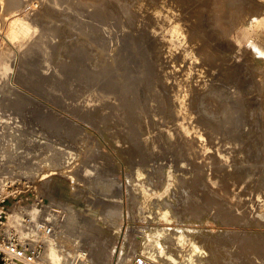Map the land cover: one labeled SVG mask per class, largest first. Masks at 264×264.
<instances>
[{"label":"rangeland","instance_id":"obj_1","mask_svg":"<svg viewBox=\"0 0 264 264\" xmlns=\"http://www.w3.org/2000/svg\"><path fill=\"white\" fill-rule=\"evenodd\" d=\"M115 1L0 0V193L26 182L7 226L39 264H264V0Z\"/></svg>","mask_w":264,"mask_h":264},{"label":"bare ground","instance_id":"obj_2","mask_svg":"<svg viewBox=\"0 0 264 264\" xmlns=\"http://www.w3.org/2000/svg\"><path fill=\"white\" fill-rule=\"evenodd\" d=\"M93 1H94V0H93ZM103 1H104V0H103ZM109 1H111V0H109ZM113 1H115V0H113ZM117 1L120 2L119 0H117ZM149 1H150V0H149ZM160 1H161V0H160ZM10 2H11V1H10ZM12 2H13V3H12ZM12 2H11V4L13 5V4H14V1H12ZM107 2H108V1H107ZM152 2H153V1H152ZM84 3L86 4V1H85ZM112 3H113V2H112ZM115 3H116V1H115ZM115 3H114V4H115ZM121 3H125V4H127L126 6H128V3H126V2H122V1H121L120 3H117V5L120 6ZM159 3H160V2H159ZM88 4H89V3H88ZM125 4H121V6H123V5L125 6ZM131 4H132V3H131ZM82 5H84V4H82ZM112 5H113V4H112ZM133 5H134V4H133ZM133 5H132L131 7H133ZM13 6H14V5H13ZM91 6H92V5H91ZM113 6H114V5H113ZM115 6H116V5H115ZM121 6H120V7H121ZM165 6H166V5H165ZM81 7H82V6H81ZM83 7H84V6H83ZM97 7H98V6H97ZM120 7H119V8H120ZM134 7H135V5H134ZM101 8H102V7H101ZM121 8H123V7H121ZM124 8H125V10H126V7H124ZM129 8H130V7H129ZM261 8H264V7L261 6ZM80 9H81V8H80ZM99 9H100V8H99ZM112 9H113V8H112ZM112 9H111V10H112ZM116 9H118V8H116ZM111 10H110V11H111ZM127 10H128V8H127ZM130 10H132V8L129 9L127 12L129 13ZM222 10H223V9H222ZM255 10H256V9H255ZM258 10H260L259 7H258ZM258 10H257V11H258ZM261 10H262V9H261ZM261 10H260V11H261ZM47 11H48V10H47ZM119 11H120V9H119ZM119 11H118V12H119ZM132 11H133V10H132ZM260 11H259V12H260ZM50 12H51V11H50ZM120 12H121V11H120ZM255 12H256V11H255ZM261 12L264 13V10H262ZM261 12H260V13H261ZM99 13H100V12H99ZM102 13H103V12H102ZM121 13H122V12H121ZM124 13H126V12H124ZM100 14H101V13H100ZM122 14H123V13H122ZM221 14H222V13H221ZM256 14H258V12H256ZM124 15H127V16H125V18H127L128 15L131 16L132 13H131V14H130V13H129V14L126 13V14H124ZM258 15H259V14H258ZM122 16H123V15H122ZM143 17H144V16H143ZM222 17H223V16H222ZM128 18H129V17H128ZM151 19H152V18H151ZM129 21L132 23V25H134L135 23H137V18L133 16V18H132V19H129ZM149 21H150V17H149ZM149 21H148V22H149ZM151 21H152V20H151ZM220 21H221V20H220ZM139 22H140V21H139ZM141 22H142V21H141ZM145 23H146V22H145ZM143 24H144V22H143ZM149 24H150V23H149ZM187 24H188V22H187ZM135 25H138V24H135ZM135 25H134V26H135ZM143 26H144V25H143ZM147 28H148V27H147ZM148 29H149V28H148ZM47 34H48V33H47ZM132 39H133V38H132ZM207 39H208V38H207ZM46 40H47V39H46ZM48 40H49V38H48ZM198 40H199V38H197V40L194 41V42H195V45H193V46H196V45L201 44V42L198 41ZM200 40H201V39H200ZM37 41H38V40H37ZM39 41H40V40H39ZM209 41H210V40H209ZM66 42H67V41H66ZM163 42H164V41H163ZM49 43H50V42H49ZM134 44H135V43H134ZM157 44H160V43H157ZM164 44H165V43H164ZM35 45H36V44H35ZM202 45H203V44H202ZM138 46H139V45H138ZM208 46H209V45H208ZM38 47H39V46H38ZM196 47H197V46H196ZM201 47H202V46H201ZM65 48H66V47H65ZM70 48H71V47H70ZM72 48H73V47H72ZM167 48H168V50L170 49L169 47H167ZM55 49H56V48H54V50H55ZM86 49H87V48H86ZM86 49L84 48V50H86ZM34 50H35V49H34ZM36 50H37V49H36ZM38 50H39V49H38ZM61 50H62V49H61ZM69 50H70V49H69ZM76 50H77V49H76ZM76 50H75V51H76ZM87 50H88V49H87ZM150 50H151V49H150ZM157 50H158V49H157ZM183 50H184V49H183ZM192 50H193V49H192ZM28 51H29V50H28ZM58 51L60 52V50H58ZM73 51H74V50H73ZM75 51H74L73 53H75ZM154 51H155V50H154ZM193 51H194V50H193ZM193 51H192V52H193ZM205 51H206V48H205ZM40 52H41V51H40ZM53 52H54V51H53ZM82 52H83V51H82ZM87 52H88V51H87ZM87 52H86V53H87ZM152 52H153V51H152ZM209 52H210V51H209ZM209 52H207V53H209ZM55 53H56V52H55ZM62 53H63V52H62ZM62 53H61V55H62ZM67 53H69V52L67 51ZM86 53H85V54H86ZM93 53H94V52H93ZM138 53H139V52H138ZM193 53H194V52H193ZM30 54H31V53H30ZM39 54H40V53H39ZM52 54H53V53H52ZM52 54H51V55H52ZM56 54H57V53H56ZM59 54H60V53H59ZM65 54H66V53H65ZM75 54H76V53H75ZM136 54H137V53H136ZM145 54H146V53H145ZM170 54H171V53H170ZM190 54H191V52H190ZM190 54H189V55H190ZM194 54H195V53H194ZM63 55H64V54H63ZM63 55H62L61 57H63ZM70 55H71V54H70ZM76 55H77V54H76ZM87 55H89V54H87ZM92 55H93V54H92ZM156 55H157V54H156ZM211 55H212V54H211ZM52 56H53V55H52ZM58 56H60V55H58ZM74 56H75V55H74ZM89 56H91V55H89ZM138 56H139V54H138ZM138 56H137V57H138ZM208 56H210V55H207V57H208ZM27 57H28V56H27ZM65 57H66V56H64V58H65ZM76 57H78V56H76ZM85 57H86V56H85ZM85 57L83 58L82 61L87 62L86 59H85ZM180 57H181V56H180ZM200 57H202V55H201ZM210 57H211V56H210ZM29 58H30V57H29ZM68 58H70V57L68 56V57L66 58V61H67ZM141 58H143V57H141ZM151 58H153V56H152ZM173 58H174V57H173ZM178 58H179V57H178ZM202 58H203V57H202ZM42 59H43V58H42ZM57 59H58V58H57ZM57 59H56V60H57ZM74 59H75V58H74ZM84 59H85V60H84ZM90 59H91V58H90ZM98 59H99V58H98ZM102 59H103V58H102ZM176 59H177V58H176ZM203 59H204V58H203ZM68 60H69V59H68ZM75 60H76V59H75ZM80 60H81V59H80ZM91 60H92V59H91ZM99 60H101V59H99ZM121 60H122V59H121ZM157 60H158V59H157ZM166 60H167V59H166ZM179 60H180V59H179ZM198 60H199V59H198ZM57 61H59V60H57ZM60 61H61V60H60ZM63 61H65V60H63ZM70 61H72V60H70ZM70 61H69V62H70ZM96 61H98V60H96ZM101 61H102V60H101ZM118 61H119V60H118ZM158 61H159V60H158ZM168 61H169V60H168ZM170 61H171V59H170ZM200 61H202V59H201ZM69 62H67V63H69ZM75 62H77V61H75ZM59 63H60V62H59ZM61 63H62V61H61ZM78 63H79V62H78ZM80 63H81V62H80ZM87 63H88V62H87ZM96 63H97V62H96ZM114 63H115V62H114ZM64 64H65V63H64ZM69 64H70V63H69ZM73 64H74V63H73ZM88 64H90V63H88ZM104 64L106 65V63H104ZM107 64H108V63H107ZM112 64H113V63H112ZM121 64H122V63H121ZM124 64H126V63L124 62ZM134 64H135V63H134ZM142 64H143V63H142ZM144 64H145V63H144ZM202 64H203V63H202ZM58 65H59V64H58ZM61 65H63V64H61ZM67 65H68V64H67ZM71 65H72V64H71ZM77 65H78V64H77ZM80 65H81V64H80ZM80 65H79V66H80ZM92 65H93V63H92ZM97 65H98V64H97ZM126 65H127V64H126ZM185 65H186V64H185ZM55 66H56V65H55ZM65 66H66V64H65ZM79 66H78V67H79ZM88 66H89V65H88ZM101 66H102V65H100V67H101ZM108 66H109V65H108ZM111 66H115V65H111ZM116 66H117V64H116ZM134 66H135V65H134ZM145 66H146V65H145ZM183 66H184V65H183ZM187 66H188V65H187ZM209 66H210V65H209ZM66 67H67V66H66ZM69 67H71V66H69ZM76 67H77V66H76ZM78 67H77V69H78ZM83 67H85V66H83ZM100 67H98V68H99V71H104V70H103V69H104L103 67H105V66L102 67L103 69L101 68L102 70H100ZM122 67H123V66H122ZM156 67H157V66H156ZM198 67H199V66H198ZM74 68H75V67H74ZM81 68H82V67H81ZM87 68H88V67H87ZM89 68H91V67H89ZM98 68H97V69H98ZM105 68H106V67H105ZM117 68H118V67H117ZM124 68H125V67H124ZM144 68H145V67H144ZM186 68H187V67H186ZM30 69H33V68L31 67ZM61 69H63V67H62ZM64 69H65V68H64ZM93 69H94V67H93ZM107 69H110V68L108 67ZM198 69H199V68H198ZM200 69H201V68H200ZM67 70L69 71V69H67ZM73 70H74V69H73ZM80 70H82V69H80ZM129 70H131V69H129ZM185 70H187V69H185ZM65 71H66V70H65ZM86 71L89 72L90 70L88 71V70L86 69ZM91 71H92V69H91ZM95 71H96V67H95ZM95 71H94V72H95ZM99 71H98V75H99V73H100ZM109 71H110V70H109ZM117 71L119 72V69H118ZM121 71H122V69H121ZM124 71H125V70H124ZM127 71H128V68H127ZM156 71H157V70H155L154 72H156ZM28 72H30V71H28ZM75 72H77V71H75ZM83 72H85V71H83ZM105 72H106V70H105ZM111 72H112V71H110V73H111ZM132 72H133V70H132ZM147 72H148V71H147ZM159 72H160V71H159ZM164 72H165V71H164ZM164 72H163V73H164ZM190 72H191V71H190ZM69 73H70V72H69ZM71 73H72V72H71ZM95 73H96V72H95ZM103 73H104V72H103ZM107 73H108V72H107ZM135 73H136V72H135ZM139 73H141V72H139ZM151 73H152V72H151ZM161 73H162V72H161ZM167 73H168V72H167ZM86 74H87V73H86ZM91 74H94V73H90V75H91ZM101 74H102V72L100 73V75H101ZM105 74H106V73H105ZM121 74H122V73H121ZM148 74H150V73H148ZM157 74H158V71H157ZM157 74H156V75H157ZM69 75H70V74H69ZM75 75H76V74H75ZM78 75H81V74H79V72H78ZM95 75H96V74H95ZM98 75H96V77H99V76H100V75H99V76H98ZM102 75H104V74H102ZM102 75H101V76H102ZM108 75H109V73H108ZM118 75H119V74H118ZM138 75H139V74H138ZM141 75H142V74H140V76H141ZM146 75H147V74H146ZM167 75H168V74H167ZM70 76H71V75H70ZM73 76H74V75H73ZM84 76H85V75H84ZM84 76H82V77H84ZM131 76H132V74H131ZM144 76H145V72H144L143 77H144ZM179 76H180V75H179ZM182 76L185 77V75H182ZM80 77H81V76H80ZM82 77H81V78H82ZM88 77H89V76H88ZM88 77H87V79H88ZM106 77H107V76H106ZM108 77H110V75H109ZM121 77H122V75H121ZM121 77L119 76V78H121ZM123 77H124V75H123ZM123 77H122V78H123ZM143 77H142V79H144ZM147 77H148V76H147ZM147 77H146V78H147ZM157 77H158V76H157ZM174 77H175V76H174ZM196 77H197V76H196ZM81 78H80V79H81ZM91 78H92V77H91ZM99 78H100V77H99ZM99 78H98V79H99ZM134 78H135V75H134ZM137 78H139V77H137ZM93 79H94V78H93ZM177 79H178V78H177ZM196 79H197V78H196ZM95 80H97V79H95ZM100 80H102V78H101ZM103 80H104V79H103ZM124 80H126V79H124ZM124 80H123V82H124ZM186 80H187V79H186ZM81 81H82V79H81ZM93 81H94V80H93ZM105 81H106V79H105ZM105 81H103L102 84H103ZM118 81H121V79H119ZM118 81H117V82H118ZM158 81H159V82H158ZM89 82H91V81H89ZM94 82H95V81H94ZM123 82H122V83H123ZM126 82H127V81H126ZM126 82H125L124 84H126ZM132 82H133V81H132ZM132 82H131V83H132ZM136 82H139V80L136 81ZM157 82L160 83V80H157ZM174 82H176V80H175ZM196 82H197V81H196ZM91 83H92V82H91ZM97 83H98V81H97ZM97 83H95V84H97ZM176 83H178V84H176ZM176 83H175V85H174V84H173V85H174V88H175L178 92H179V91L181 92L182 89H184L185 87H187V86H186V85H187V84H186V81H185V83H184V79H183L182 77H179V79L177 80ZM187 83H188V81H187ZM190 83H192V81H190ZM93 84H94V83H93ZM100 84H101V82H100ZM100 84H98V85H100ZM134 84H135V83H133V85H134ZM147 84H148V83H147ZM188 84H189V83H188ZM29 85H31V84L29 83L28 86H29ZM103 85H104V84H103ZM151 85H152V84H151ZM173 85H172V86H173ZM189 85H190V84H189ZM191 85H192V84H191ZM31 86H32V85H31ZM91 86H92V85H91ZM96 86H97V85H96ZM108 86H109V85H108ZM122 86H123V85H122ZM122 86L120 85V87H122ZM143 86H144V84H143ZM156 86H157V85H156ZM156 86H155V87H156ZM192 86H193V85H192ZM197 86H198V85H197ZM89 87H90V86H89ZM97 87H98V86H97ZM123 87H126V86H123ZM131 87H132V85H131ZM141 87H142V86H141ZM193 87H194V86H193ZM193 87H190V88L192 89ZM202 87H203V86H202ZM102 88L105 89V86L102 87ZM107 88H108V87H107ZM174 88H172V89L175 90ZM188 88H189V87H187V89H188ZM198 88L201 89L200 87H196V86H195V87L192 89L193 92H194L195 89H196V92H197V89H198ZM31 89H32V87H31ZM97 89H98V88H97ZM116 89H117V87H116ZM163 89H164V87H163ZM168 89H169V88H168ZM191 89H190V90H191ZM199 89H198V90H199ZM36 90H37V89H36ZM105 90H106V92H107V89H105ZM111 90H112V89H111ZM126 90H127V89H126ZM131 90H132V88H131ZM133 90H134V92H135L136 89L133 88ZM170 90H171V89H170ZM173 90H172V92H173ZM188 90H189V89H188ZM188 90H187V92H188ZM190 90H189V92H190ZM37 91H38V90H37ZM136 91H137V90H136ZM103 92H104V90H103ZM178 92H176V93H178ZM187 92H186V93H187ZM100 93H101V92H100ZM182 93H183V90H182ZM182 93H178V94L181 95ZM184 93H185V92H184ZM191 93H192V92H191ZM212 93H214V92H212ZM216 93H217V92H216ZM112 94H113V93H112ZM163 94H164V93H163ZM195 94H197V93H195ZM195 94H193V96H194ZM86 95H87V94H86ZM126 95H127V94H126ZM142 95H143V94H142ZM169 95H170V94H169ZM175 95H176V94H175ZM187 95H188V93H187ZM191 95H192V94H191ZM128 96H129V95H128ZM171 96H172V95H171ZM173 96H174V95H173ZM184 96H185V95H184ZM195 96H196V95H195ZM197 96H198V95H197ZM218 96H219V95H218ZM218 96L215 95L214 97H215V98L217 97V99H219ZM66 97H67V96H66ZM137 97H138V94H137ZM190 97H191V96H190ZM190 97H189L188 100H187V99H184V98H183V99H182V98H179V99H182L180 102H178V100H177V101L175 100L176 102H178V104H176V102H175V104H174V105H176L177 107H175L173 104H172L173 107H172V106H171V107H172L173 109H174V108H177V110H178V108H179V111H181L180 113H184V114L188 113L189 111H191L190 108L193 107L192 105H194V102L197 100V99H196V100H193L195 97H194L193 99L190 98ZM212 97H213V96H212ZM81 98H82V97H81ZM86 98H87V97H86ZM86 98H85V99H86ZM170 98H171V97H170ZM75 99H77V98H75ZM83 99H84V97H83ZM83 99H82V101H83ZM85 99H84V100H85ZM86 100H87V99H86ZM86 100H85V101H86ZM171 100H172V98H171ZM173 100H174V99H173ZM79 101H80V100H79ZM87 101H88V100H87ZM170 102L173 103L172 101H170ZM217 102H219V101H217ZM237 102H238V101H237ZM237 102H233L234 105H235ZM89 104H90V103H89ZM106 104H107V102H106ZM195 104H196V103H195ZM199 104H200V103H199ZM229 104H230V102H229ZM231 104H232V102H231ZM76 105H77V104H76ZM236 105H237V104H236ZM236 105L233 106L234 109L236 108ZM239 105H240V104H239ZM77 106H78V105H77ZM85 106H86V105H85ZM85 106H84V109H85ZM125 106H126V105H125ZM219 106H220V105H219ZM226 106H227V105H226ZM81 107H83V106H81ZM165 107H167V106H165ZM169 107H170V106H169ZM198 107H199V106H198ZM224 107H225V104H224ZM227 107H228V106H227ZM231 107H232V105H231ZM231 107H230V108H231ZM233 107H232V108H233ZM240 107H242V106H239V108H240ZM115 109H116V108H115ZM197 109H198V108H197ZM223 109H224V108H223ZM227 109H228V108H227ZM76 110H77V109H76ZM78 110H80V109H78ZM81 110H83V109H81ZM117 110H118V109H117ZM167 110H168V109H167ZM174 110H175V109H174ZM225 110H226V109H225ZM228 110H229V109H228ZM241 110L243 111V109H241ZM241 110H240V111H241ZM128 111H129V110H128ZM172 111H173V110H172ZM245 111H247V110H244V112H245ZM166 112H167V111H166ZM247 112H248V111H247ZM236 113H237V112H236ZM129 114H130V113H129ZM174 114H175V113H174ZM178 114H179V113H178ZM190 114H192V113H190ZM194 114H195V113H194ZM224 114H225V113H224ZM224 114H222V115H224ZM228 114H229V113H228ZM228 114H227V115H228ZM171 115H172V114H171ZM180 115H181V114H180ZM188 115H189V113H188ZM231 115H232V114H231ZM231 115H230V116H231ZM182 116H184V115H182ZM225 116H226V114H225ZM233 116H235V115L233 114ZM251 116H253V115H251ZM164 117H166V116H164ZM178 117L180 118L181 116L178 115ZM226 117H227V119L230 118V117H228V116H226ZM235 117H236V116H235ZM235 117H234V118H235ZM244 117H245V116H244ZM248 117H249V115H248ZM143 118H144V117H143ZM188 118H189V117H188ZM223 118H224V120H225V117H222V120H223ZM177 119H178V118H177ZM216 119H218V118H216ZM227 119H226V120H227ZM247 119H248V118H247ZM170 120H171V119H170ZM180 120H181V118H180ZM180 120H179V121H180ZM182 120H183V119H182ZM186 120H187V117H186ZM165 121H166V120H165ZM228 121H231V120H228ZM176 122H178V120H177ZM217 122H218V121H217ZM217 122H216V125H217ZM220 122H221V120L219 121V123H220ZM223 122H224V121H223ZM226 122H227V121H226ZM247 122H248V121H247ZM214 123H215V122H214ZM194 124H195V123H194ZM221 124H223V123H221ZM247 124H248V123H247ZM175 125H176V124H175ZM185 125H186V124H185ZM210 125H211V124H210ZM219 125H220V124H219ZM233 125H234V124H233ZM176 126H177V125H176ZM176 126H175V127H176ZM186 126H187V125H186ZM191 126H192V125L187 126V127H189V128H188L189 130H190V127H191ZM214 126H215V125H213V127H214ZM217 126H218V125H217ZM217 126H216V127H217ZM222 126H223V125H222ZM248 126H249V125H248ZM179 127H181V126H179ZM194 127H195V126H194ZM216 127H215V128H216ZM219 127H220V126H219ZM224 127H225V124H224ZM230 127H231V126H230ZM176 128H178V127H176ZM247 128H248V127H247ZM179 129H180V128H179ZM191 129H192V127H191ZM219 129H220V128H219ZM241 129H242V128H241ZM180 130H181V129H180ZM182 130H183V129H182ZM193 130H194V129H193ZM195 130H196V129H195ZM246 130H247V129H246ZM177 131H178V129H177ZM190 131H191V130H190ZM130 132H131V131H130ZM180 133H181V132H180ZM199 133H200V132H199ZM178 135H180V134H178ZM194 135H195V133H194ZM194 135H193V136H194ZM196 135H197V132H196ZM184 136H186V135H184ZM184 136H183V137H184ZM189 136H190V135H189ZM191 136H192V135H191ZM186 137L188 138V136H186ZM186 137L183 138V139H186ZM243 137H246V136H243ZM190 138H191V137H190ZM193 140H194V139H193V137H192V141H193ZM244 140H245V139H244ZM192 141H190V142H191L190 144L194 146L197 142L194 143V142H192ZM195 141H196V140H195ZM192 143H194V144H192ZM190 144H189V142L186 143V148H184V150H188L189 146H191ZM197 144H198V143H197ZM252 145H253V144H252ZM195 146H196V145H195ZM200 146H201V144H200ZM204 146H205V144H204ZM173 147H174V144H173ZM254 147H255V146H254ZM171 148H172V146H171ZM198 148H199V146H198ZM198 148H195V149H198ZM204 149H205V148H204ZM180 150H181V149H180ZM198 150H200V149H198ZM182 151H183V150H182ZM201 151H202V150H201ZM253 151H256V149L253 148V150L250 149V151H249V149L246 150V154H247V156H249L251 159H252V158H254V159H258L259 157H257V156H253V153H252ZM203 152H204V151H203ZM257 152H258V151H257ZM178 153H179V152H178ZM190 153H191V152H190ZM185 154H186V156L188 155V157H189L188 152H186ZM192 154H193V153H191L190 155L193 157L194 155H192ZM179 155H180V154H179ZM191 156H190V157H191ZM249 157H248V158H249ZM184 158H185V157H184ZM250 158H249V159H250ZM144 159H145V158H144ZM251 159H250V160H251ZM191 160H192V159H191ZM262 160H264V159H261L259 162H261ZM252 161H253V160H252ZM252 161H251L252 166H254ZM254 162H257V161L254 160ZM259 162H258V163H259ZM243 163H244V162H243ZM258 163H257V164H258ZM262 163H264V162H262ZM257 166H258V165H257ZM243 167H244V166H243ZM255 167H256V166H255ZM261 167H264V166H261ZM240 168H241V167H240ZM252 168H253V167H252ZM256 168H257V167H256ZM260 169H261V168H260ZM257 170H258V169H257ZM238 171H239V170H238ZM250 172H251V171H250ZM253 172H254V170H253ZM235 173H236V172H235ZM256 173H257V172H256ZM260 173H261V174H264V173H262V172H260ZM258 174H259V172H258ZM236 175H237V174H236ZM256 175H257V174H256ZM239 176H240V175H239ZM239 176H238V177H239ZM257 176H258V175H257ZM261 176H262V175H261ZM240 177H241V176H240ZM246 177H247V176H246ZM252 178H253V177H252ZM257 178H258V177H257ZM259 178H260V175H259ZM260 179H261V178H260ZM260 179H259V180H260ZM261 180H264V178H262ZM261 180H260V181H261ZM255 181H256V180H254V183H255ZM262 182H264V181H262ZM256 183L259 184V182H256ZM259 187H260V188H264V183H261V186L259 185ZM258 189H259V188H258ZM69 216H70V213H69ZM74 216H75V215H74ZM65 218H66V217H65ZM68 218H70V217H68ZM71 218H73V217H71ZM76 219H77V218H76ZM67 220H68V219H67ZM71 220H72L71 222L74 223L73 221H75V219L73 218V219H71ZM70 224H71V223H70ZM66 225H67V224H66ZM71 225H72V224H71ZM74 225H75V224H74ZM69 226H70V225H69ZM158 230H159V229H158ZM151 232H152V231H151ZM160 232H161V231H160ZM162 233H163V232H162ZM147 234H148V233H147ZM156 235H159V236H160L161 234H160V233H157ZM151 238H152V237H148V241H149ZM163 239H164V238H163ZM146 240H147V239H146ZM155 240H156V239H155ZM151 241H152V240H151ZM153 242H154V241H153ZM158 242H159V241H158ZM148 243H149V242H148ZM150 243H151V242H150ZM159 243H160V242H159ZM153 244H154V243H152V246H153ZM146 245H147V244H146ZM152 246H151V247H152ZM148 247H149V246H148ZM152 248H153V247H152ZM147 250H148V249H147ZM147 250H146V251H147ZM157 250H158V249H157ZM195 250H196V249H195ZM163 251H164V250H163ZM170 252H171V251H170ZM185 252H186V251H185ZM82 253L85 254V257H83V259H84V260H87V254H88V253H86V251L80 250V251L76 252L75 255H76L77 258L82 259V258H81V257H82L81 254H82ZM89 253H90V252H89ZM155 253H157V252H156V251H153V250L150 249L149 251H147V257H146V255L144 256L143 252L136 253V254H139V255L141 254L142 256H144L145 258H147V259L150 260V259H155V256H156ZM165 253H166V252H165ZM136 254H134L133 256H135ZM89 256H90V255H89ZM162 256H163V255H162ZM164 256H167V255L164 254ZM195 256H196V255H195ZM191 257H192V256H191ZM193 257H194V256H193ZM132 258H133V257H132ZM186 258H187V257H186ZM188 258H189V257H188ZM168 259L170 260L171 258H168ZM160 260H161V259H160ZM183 260H185V257H184ZM183 260H182V261H183ZM49 261H50L51 263H53V264H54V263H55V264H58V263H59V259L57 258V256H54V260L51 259V258H49ZM185 263H186V261H185ZM17 264H20V263H17ZM36 264H39V263H36Z\"/></svg>","mask_w":264,"mask_h":264},{"label":"built area","instance_id":"obj_3","mask_svg":"<svg viewBox=\"0 0 264 264\" xmlns=\"http://www.w3.org/2000/svg\"><path fill=\"white\" fill-rule=\"evenodd\" d=\"M5 193H0V261L2 264H36L38 251L36 249L26 250V245L21 236L7 226L6 213L8 212L7 204L10 200L20 198L18 202H26V182L19 183L14 188L8 184L4 188ZM40 231L46 237L52 235V230L47 226H39ZM81 258L85 254H81ZM128 264H159L156 261L149 260L141 254H136Z\"/></svg>","mask_w":264,"mask_h":264}]
</instances>
